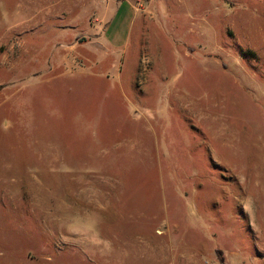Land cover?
<instances>
[{
  "label": "rangeland",
  "instance_id": "rangeland-1",
  "mask_svg": "<svg viewBox=\"0 0 264 264\" xmlns=\"http://www.w3.org/2000/svg\"><path fill=\"white\" fill-rule=\"evenodd\" d=\"M0 264H264V0H0Z\"/></svg>",
  "mask_w": 264,
  "mask_h": 264
},
{
  "label": "crops",
  "instance_id": "crops-1",
  "mask_svg": "<svg viewBox=\"0 0 264 264\" xmlns=\"http://www.w3.org/2000/svg\"><path fill=\"white\" fill-rule=\"evenodd\" d=\"M96 4V3H95ZM106 5V4H105ZM105 5L103 6V8L102 7H97V10H99V12H104L105 10H106V8H105ZM109 5V4H108ZM108 5H106L107 7H109ZM105 14H107L106 13V11H105Z\"/></svg>",
  "mask_w": 264,
  "mask_h": 264
}]
</instances>
